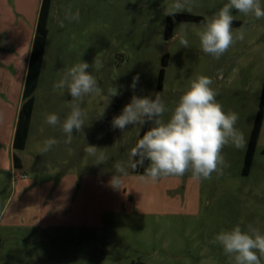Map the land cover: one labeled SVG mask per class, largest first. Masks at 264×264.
Returning <instances> with one entry per match:
<instances>
[{
  "label": "rangeland",
  "instance_id": "obj_1",
  "mask_svg": "<svg viewBox=\"0 0 264 264\" xmlns=\"http://www.w3.org/2000/svg\"><path fill=\"white\" fill-rule=\"evenodd\" d=\"M41 1L0 0V264H233L212 242L214 237L236 224L264 232V115L249 172L242 175L264 81V17L233 10L241 25L232 28L244 27L245 38L216 60L200 50L196 32L203 22L173 20L172 37L163 39L174 0H50L30 131L25 148L14 151L22 163L15 169L11 144ZM226 2L192 0L191 12L177 14L205 19ZM68 10L78 12L79 20H64L61 28L57 19ZM181 23L188 24V48L179 44ZM164 55L161 95L166 107L175 106L191 80L208 76L224 110L238 113L236 127L246 146L226 145L223 175L213 173L210 180L196 182L189 173L144 183L129 174L122 189H114L109 185L114 165L128 159L140 126L121 131L112 120L133 95L154 98ZM95 59L103 67L88 71L102 91L84 98L86 126L81 133L74 130L66 145L60 127L46 123L50 113L63 120L70 112L67 89L54 84L74 64L91 66ZM137 75L133 90L129 86ZM110 86L119 95L105 106ZM50 137L61 143L41 154ZM86 146L108 148L107 163L95 164ZM35 175L50 183L66 177L73 192L66 209H53L47 190L24 198V181ZM38 196L44 200L42 213L33 208ZM60 200L59 194L54 201Z\"/></svg>",
  "mask_w": 264,
  "mask_h": 264
},
{
  "label": "clouds",
  "instance_id": "obj_2",
  "mask_svg": "<svg viewBox=\"0 0 264 264\" xmlns=\"http://www.w3.org/2000/svg\"><path fill=\"white\" fill-rule=\"evenodd\" d=\"M171 8L173 15L191 12L192 0H174ZM233 10L245 16L252 15L256 19L264 17L261 0H227L217 12L206 17L196 36L200 50L216 60L237 41L245 38L244 27L232 28L235 19ZM64 20L78 21L79 13L66 11L63 19H57L59 27H64ZM179 29V44L188 48V24L181 23ZM93 66L99 70L103 64L99 59H95L91 66L80 61L68 68L54 84V88L67 89L71 97L68 102L70 112L63 120L58 114L50 113L46 116V123L54 128L60 127L66 145L72 143L74 130L81 133L86 126L87 113L81 107L84 98L102 91L96 78L88 71ZM138 82L139 75L134 76L129 87L134 90ZM212 85L210 77L198 75L190 81L171 110L166 107L161 92L153 93L154 98L133 95L120 114L113 118V128L124 131L128 126L143 127L146 123L151 127L130 149L128 159L115 163V173L109 185L117 190L122 189L125 178L129 176L128 170L135 172L138 168H143L138 179L144 183H156L161 179L183 177L189 173L190 178L196 182L210 180L213 173L223 175L226 166L223 148L232 145L242 149L246 146V139L244 133L236 127L238 113L224 110L216 99L218 92ZM117 95L118 89L110 86L105 96V106L111 97ZM166 112L170 113L167 119L164 118ZM60 143L56 138H47L43 141L40 153H47ZM107 149L86 146V152L96 158L97 165L106 164L109 160ZM212 242L232 258L233 264H264V232L252 224L246 228L236 224L231 229L221 230Z\"/></svg>",
  "mask_w": 264,
  "mask_h": 264
},
{
  "label": "trees",
  "instance_id": "obj_3",
  "mask_svg": "<svg viewBox=\"0 0 264 264\" xmlns=\"http://www.w3.org/2000/svg\"><path fill=\"white\" fill-rule=\"evenodd\" d=\"M50 7V0H42L37 16V21L35 24L34 34L32 45L29 53V58L27 62L26 75L24 80V86L22 90L21 96V104L17 114V120L12 140V164L15 169L21 168V161L14 153V151H20L25 148L30 121L33 112L34 106V92L37 88L40 69L43 61L44 50L48 35L47 30V18ZM173 20L180 22H204V19L201 16H193V15H185V14H175L168 15L165 18L164 24V32L163 39L168 41L172 37V24ZM241 22L233 21L232 26H239ZM167 65V57L164 55L161 59V69L158 73L157 84L155 87V93L161 92L163 76H164V67ZM264 115V81L260 93L258 109L256 111L253 125L249 134L244 159H243V167H242V175H247L252 163L254 150L257 142V138L259 135L262 119ZM151 127L150 124L146 123L143 127H140L138 138H142L145 131H147ZM136 143V142H135ZM264 154V149L262 150ZM147 166V162L145 164ZM143 173V168H138L133 172L129 169V174L131 175H141Z\"/></svg>",
  "mask_w": 264,
  "mask_h": 264
},
{
  "label": "crops",
  "instance_id": "obj_4",
  "mask_svg": "<svg viewBox=\"0 0 264 264\" xmlns=\"http://www.w3.org/2000/svg\"><path fill=\"white\" fill-rule=\"evenodd\" d=\"M23 86H24V84H23ZM22 90H23V87H22ZM21 96H22V93H21ZM19 107H20V105H19ZM18 110H19V108H18ZM17 114H18V111H17ZM16 120H17V117H16ZM15 125H16V122H15ZM14 130H15V126H14ZM29 131H30V126H29ZM13 135H14V132H13ZM28 135H29V132H28ZM11 147H12V144H11ZM21 166H22V163H21ZM40 179H41L40 176L35 175V177H33L31 180H25L24 181V198L27 197L30 193H31V195L34 193L40 195V194H42L41 193L42 191L46 192V190H47V192H49V194H51L53 196V203H52L53 209L54 208L56 210L57 209H60V210L66 209L67 208L66 204L67 203L70 204V199L72 198V195H73L71 186L67 183L66 177H62L61 180L57 183H50V182H46V181L42 182ZM59 194H60L61 200L58 202H55L54 200L56 198V201H57V197L59 196ZM43 204H44V200L41 198V196H38V198L36 200V204L33 206V208H35V210H34L35 213H42L43 208H42V210H40L39 208L43 207L42 206ZM49 204H51V203H49ZM40 220L43 222L44 217L42 219L40 218ZM68 223H69V225L73 224L71 222H68Z\"/></svg>",
  "mask_w": 264,
  "mask_h": 264
}]
</instances>
